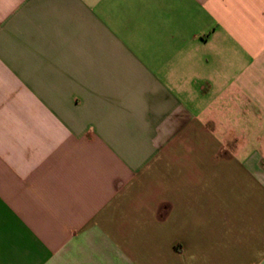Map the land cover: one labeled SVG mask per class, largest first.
Listing matches in <instances>:
<instances>
[{
  "label": "crops",
  "instance_id": "obj_1",
  "mask_svg": "<svg viewBox=\"0 0 264 264\" xmlns=\"http://www.w3.org/2000/svg\"><path fill=\"white\" fill-rule=\"evenodd\" d=\"M0 264H264V0H0Z\"/></svg>",
  "mask_w": 264,
  "mask_h": 264
}]
</instances>
